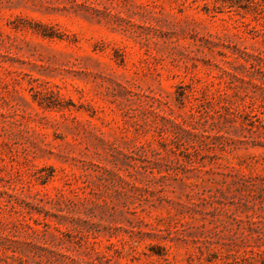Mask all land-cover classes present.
Instances as JSON below:
<instances>
[{
  "label": "rangeland",
  "instance_id": "1",
  "mask_svg": "<svg viewBox=\"0 0 264 264\" xmlns=\"http://www.w3.org/2000/svg\"><path fill=\"white\" fill-rule=\"evenodd\" d=\"M0 264H264V0H0Z\"/></svg>",
  "mask_w": 264,
  "mask_h": 264
}]
</instances>
